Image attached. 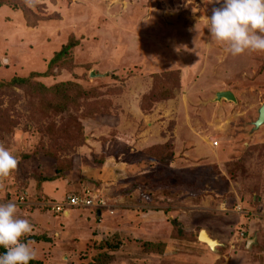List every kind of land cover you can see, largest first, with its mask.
<instances>
[{
	"label": "rangeland",
	"instance_id": "374dc122",
	"mask_svg": "<svg viewBox=\"0 0 264 264\" xmlns=\"http://www.w3.org/2000/svg\"><path fill=\"white\" fill-rule=\"evenodd\" d=\"M8 1L0 82L49 69L35 81H72L86 97L56 110L30 86L0 90L15 123L0 144L18 160L0 181V204L15 202L29 235L43 237L31 245L35 258L94 264L107 252L108 264H264V123L254 126L264 53L234 57L212 42L208 17L222 4ZM72 38L77 45L49 68ZM166 87L168 99L145 104ZM219 91L236 101H216ZM87 189L106 205L53 209ZM202 229L223 245L212 251Z\"/></svg>",
	"mask_w": 264,
	"mask_h": 264
},
{
	"label": "clouds",
	"instance_id": "9594fccd",
	"mask_svg": "<svg viewBox=\"0 0 264 264\" xmlns=\"http://www.w3.org/2000/svg\"><path fill=\"white\" fill-rule=\"evenodd\" d=\"M42 0H23L28 8H35ZM205 4L220 3L208 17L207 30L212 42L232 55L246 51L264 53V0H204ZM18 166L15 156L0 144V181L6 179ZM15 202L0 204V264H29L35 258L33 241L23 237L32 232L27 219L18 218Z\"/></svg>",
	"mask_w": 264,
	"mask_h": 264
},
{
	"label": "trees",
	"instance_id": "16d2710c",
	"mask_svg": "<svg viewBox=\"0 0 264 264\" xmlns=\"http://www.w3.org/2000/svg\"><path fill=\"white\" fill-rule=\"evenodd\" d=\"M2 2L8 3L9 1L1 0L0 1V7L3 5ZM77 45L76 39L72 38L71 41H69L59 52L55 54V56L51 59L49 63V68L54 66L63 56H66L70 50ZM51 72L49 69L45 73H37L34 72L28 77H14L9 83H1L0 82V90L4 87L9 86H18V87H26L30 86L31 92H36L40 100H43L46 104H49L51 109L56 110H63L65 108L69 109L70 107H76L80 104L81 100H85V90L79 86L78 84L72 82V81H66V82H60L58 84H55L53 86H46L42 83H39L38 81H35V78L38 76H48ZM151 96H147L144 98L145 104L149 103H155L159 100H164L165 98L168 99L169 96L172 93V89L170 87L164 88L161 92L158 91V89H152ZM44 105H41L40 108H42ZM49 111L45 109V113H48ZM15 125L14 121L10 118V115L6 109H3L0 106V138L4 136V132L6 130H9V128L13 129V126ZM54 134H57L55 131H53ZM66 131H63L65 133ZM67 133V132H66ZM65 133V134H66ZM171 163V161H170ZM49 180V179H45ZM41 181H39V186L41 185ZM79 209V208H73V210ZM61 215H64L63 213H59ZM43 239L42 236L39 235H29L28 237H23L22 240L24 242H27L28 240L31 241H41ZM100 247H112V245L102 242L100 244ZM5 249L3 247H0V255L5 253ZM97 262L94 264H108L112 257L107 252L100 253L96 259ZM29 264H43L40 259L34 258L29 262Z\"/></svg>",
	"mask_w": 264,
	"mask_h": 264
},
{
	"label": "built area",
	"instance_id": "2783aa9c",
	"mask_svg": "<svg viewBox=\"0 0 264 264\" xmlns=\"http://www.w3.org/2000/svg\"><path fill=\"white\" fill-rule=\"evenodd\" d=\"M23 197L24 196L21 197V200ZM104 203L105 200L101 198L100 195L97 197L93 195L89 189H87L85 192L83 191L80 194L69 196L62 202H57L55 205H53V209L58 213L67 215L73 208H100L106 205Z\"/></svg>",
	"mask_w": 264,
	"mask_h": 264
},
{
	"label": "water",
	"instance_id": "95a60500",
	"mask_svg": "<svg viewBox=\"0 0 264 264\" xmlns=\"http://www.w3.org/2000/svg\"><path fill=\"white\" fill-rule=\"evenodd\" d=\"M222 99H226L228 101H236V98L234 96V94L230 91H219L216 94L215 100L216 101H221ZM264 123V104L261 106V108L259 109V115L258 118L256 119V121L254 122V126L255 128L260 127L262 124ZM198 239L204 243H206L208 245V247L212 250V251H216L217 250V246H222L223 244H221L219 242L218 239L213 238L209 232L206 229H202L199 233ZM256 237H253L252 240H255ZM212 242L216 243L217 246L215 248L212 247ZM248 245H251V240L248 241Z\"/></svg>",
	"mask_w": 264,
	"mask_h": 264
},
{
	"label": "bare ground",
	"instance_id": "6f19581e",
	"mask_svg": "<svg viewBox=\"0 0 264 264\" xmlns=\"http://www.w3.org/2000/svg\"><path fill=\"white\" fill-rule=\"evenodd\" d=\"M211 244H212V247H213V248H215V247L217 246V244L214 243V242H212Z\"/></svg>",
	"mask_w": 264,
	"mask_h": 264
},
{
	"label": "crops",
	"instance_id": "0c3cea01",
	"mask_svg": "<svg viewBox=\"0 0 264 264\" xmlns=\"http://www.w3.org/2000/svg\"><path fill=\"white\" fill-rule=\"evenodd\" d=\"M46 190L45 187H43V191ZM45 192V191H44Z\"/></svg>",
	"mask_w": 264,
	"mask_h": 264
}]
</instances>
